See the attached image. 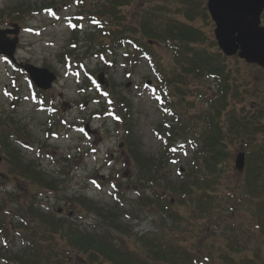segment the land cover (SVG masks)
<instances>
[{"label":"trees","instance_id":"16d2710c","mask_svg":"<svg viewBox=\"0 0 264 264\" xmlns=\"http://www.w3.org/2000/svg\"><path fill=\"white\" fill-rule=\"evenodd\" d=\"M62 1L68 8L76 9L70 18L73 22L72 47L79 34L80 21H84L91 26L89 32L85 33V38H90L91 42L93 39H103V45L98 42L94 48L103 49L107 46L114 57L118 51L124 50L126 53L123 58H126L128 69L142 60L149 65L155 76L153 90L159 103L158 111L163 112L164 117L170 114L168 120H172L164 151L167 152L166 155L169 153L174 156L173 144L177 139L184 140V150L190 149L188 152L191 153L188 169L183 175L180 171L177 182H169L160 174L162 163H155L151 158L144 157L139 152L138 145L130 142L132 148H128L131 160L137 165L139 173L148 176L141 179L155 184L156 189L168 192L173 197L171 201H160L162 197L154 190L153 199L141 198L142 203H148L147 206H157L171 225L167 226L164 219L160 225L161 233L140 238L133 250L122 237L116 239L110 233L111 229L118 233L123 229L115 224L122 214L121 190L117 184H114L115 204L110 212L104 213L97 206L88 205L91 211L95 210L97 216L109 223L107 230L95 228L91 233L80 232L79 228L77 231L70 220L59 218L52 210L42 212L35 205L36 201L20 206L17 197L5 192L0 199V237L3 236L1 238L5 246L7 247L8 237L4 234H7L11 226L7 222L5 209L11 197L20 207L16 217L18 228L28 225L25 215H29L39 224H44L47 236L43 235L39 239L36 236H25L27 247L24 254L20 257L8 254V257L3 258L4 263L67 264L63 250L52 243L58 234L66 241V246L84 258L83 264H264V94L260 95L257 88L249 90L251 79L256 75L247 73V94L263 101H260V105L253 103L250 111L243 114V117L237 116L234 107L228 111L230 94L235 100L244 99L240 90L242 85L238 82L243 77L241 62L237 61L235 69L228 68L227 59L215 48V41L196 24L199 19L207 21L204 0H179L180 6L176 11L163 5L167 2L143 6L141 0ZM45 4L42 12L53 14L56 11L54 0ZM128 7L135 10L130 16L125 10ZM19 16L20 11L16 10L9 19L16 22ZM154 45L163 46L170 54L168 64L154 49ZM67 62L68 60L63 63ZM91 75L94 76L92 73ZM91 75L88 74L89 77ZM202 80H212L219 87L216 89L221 91L216 93L218 96L215 98L200 97L206 108L191 116L187 113V106L192 104L185 99L186 87ZM109 84L114 99H109V93L105 95V99L111 104L116 119L123 121L121 116L129 119V102L122 94L118 95L114 91L116 86L113 81ZM160 129L162 127L158 129L159 132ZM228 135L243 139V172L239 173L233 168L234 157L228 149ZM9 137L1 128L0 150L10 164L9 174L27 182L32 191L36 187L56 190L55 182L41 174L36 162L22 161L18 150L9 147L11 145L7 146ZM152 173L154 175L151 176ZM162 182L164 185L160 186ZM35 194L38 195V191ZM225 198L227 203H233V209L235 206L239 207L245 214L246 222L239 223L228 220V217H221L224 209L229 208L226 202L223 203ZM218 231L224 236V251L210 245L205 247L206 253L201 254L195 242L187 240L191 236L202 243L216 236ZM253 241L257 247L253 257L236 259L231 256V253H237V250L246 248Z\"/></svg>","mask_w":264,"mask_h":264},{"label":"rangeland","instance_id":"374dc122","mask_svg":"<svg viewBox=\"0 0 264 264\" xmlns=\"http://www.w3.org/2000/svg\"><path fill=\"white\" fill-rule=\"evenodd\" d=\"M51 1L53 0H0V29L13 24L20 28L16 60L19 63H29L47 69L57 77L53 88L42 95L46 103L41 105L37 102L38 94L31 88L26 76L15 70L5 58L0 57V121L2 122L0 129H4L10 135L7 146L11 145L9 147L17 149L22 161L36 162L41 174L55 182L56 190L37 187L33 188V191L30 190L27 182L9 175L10 164L7 161L0 165V199L5 192H8L9 195L17 197L20 206L36 201L38 202L35 203L36 206L41 208L42 212L52 210L59 218L65 217L70 220L77 231L80 229V232L91 233L95 228L100 231L107 230L109 223L97 216L95 210L91 211L88 205L93 204L104 213L110 212L115 204L114 184H117L121 190L122 214L115 224L123 229L120 233L111 229L110 233L116 239L122 237L133 250L140 238L159 235L162 228L160 225L164 219L167 221V226L171 225L157 206H147L148 203H142L141 198L153 199L154 190L158 191L160 198L162 197L160 201H171L173 197L168 192L156 189L155 184L141 179L148 176L139 173L137 165L135 166L131 160L128 148H132L130 142L135 146L138 145L139 152L144 157L151 158L155 163L161 162L162 178L173 183L180 178V170L182 175L186 173L191 153L185 154L181 150L174 157L169 153L166 155L167 152L164 151L168 137L166 133L172 128V120H163L153 93L145 86L147 82L151 84L155 82V76L149 65L142 60L135 67L128 69L126 58H123L126 53L124 50L118 51L114 57L107 50V46L102 47L103 49L94 48L98 42H102L103 45V39L99 41L93 39L91 42L90 38H85L84 35L89 32L91 26L84 21H80L79 34L75 43L73 42L75 46L72 47L73 22L70 18L76 9L68 8L69 6H65L62 0H54L56 11L52 10L53 14L42 12L44 3L47 5ZM141 2L143 6L167 2L163 5L170 6L174 11L180 6L179 0H141ZM204 2L206 3V0ZM16 10L20 11V16L14 22L9 18ZM125 10L129 16L135 11L130 7ZM196 24L214 41L215 26L209 16L207 21L196 20ZM261 25L264 27V18L261 20ZM153 47L168 64L171 56L165 48L161 45ZM66 60L69 63H63ZM237 61L238 59L234 57L227 59L226 66L235 69L238 65ZM240 65L244 79L247 76L245 74L250 72L257 76L253 75L249 90L257 88L260 95L264 94V72L243 62ZM100 74L104 75V83H106L104 92L109 93V99H114L109 87V82L113 81L116 86L114 91L118 95L122 94L129 102L131 112L129 119L121 116L123 121L114 122L110 114L112 111H109V101L99 98L101 88L93 84ZM243 77L238 80L242 85L240 90L244 97L243 101L235 100L230 94L227 108L230 111L234 107L237 116L242 117L250 111L253 103L260 105V101H263L247 94L246 79L243 80ZM86 78L88 86L83 84ZM128 85L129 87L126 88ZM216 88L219 87L209 80L189 84L186 87L185 99L192 105L187 106V113L192 116L204 110L205 102L200 97L215 98L218 96V91H221ZM262 122L264 123V119ZM84 126L89 128L90 135L85 133ZM160 127L164 133L159 135L165 137V141L156 133ZM242 140L241 137L235 138L232 135L227 137L228 149L234 157L233 168L236 156L241 152L245 153ZM182 143L183 140L177 141L175 147H180ZM162 183L160 186L164 185ZM36 190L38 195L35 194ZM16 202L11 197L5 209L7 222L11 226L7 234H4L9 239L7 247L0 238V264H5L4 259L8 254H11V257L13 255L20 257L24 254L27 247L23 242L25 236L31 235V238L36 236L38 239L43 235L47 236L44 232V224H39L29 215H25L28 225L18 228L16 217L20 207ZM225 202L227 203L226 198L223 203ZM227 204L229 208L224 209L221 217L225 216L229 218L228 220L239 223L246 222L245 214L239 210V207L235 206L233 209L231 206L233 203ZM58 209L61 210L60 214L56 213ZM230 209L233 211L231 212ZM55 237L56 240L52 243H56L63 250L67 264H83V257L66 246V241L61 239L60 235L56 234ZM187 240L195 242L201 254L206 253L205 247L210 245L215 249L222 248L223 251L226 247L224 236L220 231L216 236L202 243H198L191 236ZM255 245L253 241L246 248L237 250V253L230 252L231 256H235L236 259L253 257V252L257 250Z\"/></svg>","mask_w":264,"mask_h":264},{"label":"water","instance_id":"95a60500","mask_svg":"<svg viewBox=\"0 0 264 264\" xmlns=\"http://www.w3.org/2000/svg\"><path fill=\"white\" fill-rule=\"evenodd\" d=\"M208 14L214 23V39L217 47L226 57L236 56L249 65H257L264 70V28L260 16L264 11V0H206ZM19 27L0 29V55L17 64L14 58L18 45ZM13 36V39L9 37ZM30 78L35 87L47 91L56 80L46 69L31 65H18ZM103 85V74L98 77ZM128 87V86H127ZM1 163V158H0ZM244 154L235 158L234 167L244 170Z\"/></svg>","mask_w":264,"mask_h":264},{"label":"flooded vegetation","instance_id":"af4514ba","mask_svg":"<svg viewBox=\"0 0 264 264\" xmlns=\"http://www.w3.org/2000/svg\"><path fill=\"white\" fill-rule=\"evenodd\" d=\"M264 18V11H263V13L261 14V16H260V25H261V20ZM262 26V25H261ZM263 27V26H262ZM264 28V27H263Z\"/></svg>","mask_w":264,"mask_h":264}]
</instances>
